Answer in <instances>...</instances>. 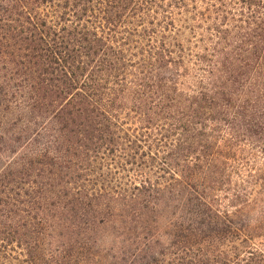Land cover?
<instances>
[{"label":"trees","instance_id":"1","mask_svg":"<svg viewBox=\"0 0 264 264\" xmlns=\"http://www.w3.org/2000/svg\"><path fill=\"white\" fill-rule=\"evenodd\" d=\"M264 0H0V264H264Z\"/></svg>","mask_w":264,"mask_h":264},{"label":"rangeland","instance_id":"2","mask_svg":"<svg viewBox=\"0 0 264 264\" xmlns=\"http://www.w3.org/2000/svg\"><path fill=\"white\" fill-rule=\"evenodd\" d=\"M250 217L253 221H258L261 218L264 219V197L254 207H252Z\"/></svg>","mask_w":264,"mask_h":264}]
</instances>
